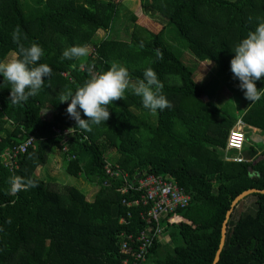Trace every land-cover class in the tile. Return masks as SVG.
I'll list each match as a JSON object with an SVG mask.
<instances>
[{
  "label": "trees",
  "instance_id": "trees-1",
  "mask_svg": "<svg viewBox=\"0 0 264 264\" xmlns=\"http://www.w3.org/2000/svg\"><path fill=\"white\" fill-rule=\"evenodd\" d=\"M142 2L145 11L157 12L163 24L158 32L128 12L122 0H0V60L6 62L13 53L20 59V46L35 42L44 50L37 63L52 69L38 94L20 104L11 103V84L0 76V264H123L127 259L134 264L138 237L156 225L142 218L148 207L124 204L138 193L122 194L125 179L110 175L108 168L127 173L130 181L162 176L191 198L188 206L162 220L168 232L174 229V248L156 240L144 264H213L234 200L245 191L264 190V151L259 156L248 152L249 163L223 159L220 149L238 118L211 101L224 87L209 95L186 57L213 62L218 75L233 76L232 51L264 21V0ZM125 12L131 30L123 39L119 25ZM100 30L107 37L99 40ZM74 45L91 51L81 58H62ZM113 63L125 66L133 82L153 68L171 107L153 114L126 90L109 105L107 122L88 132L76 128L66 113L70 102L59 103V94L66 88L75 91ZM256 86L264 88V77ZM249 106L244 122L264 132V96ZM82 118L88 119L83 113ZM69 127L75 134L63 144L55 128ZM30 137L35 145L12 168L4 159L6 151ZM64 145L67 154L61 152ZM57 150L69 175L98 187L92 201L76 187L60 193L51 179L36 176ZM14 176L30 178L36 187L10 194ZM254 196L255 213L236 222L232 215L218 264H264V194ZM125 243L131 249L127 254Z\"/></svg>",
  "mask_w": 264,
  "mask_h": 264
},
{
  "label": "clouds",
  "instance_id": "clouds-1",
  "mask_svg": "<svg viewBox=\"0 0 264 264\" xmlns=\"http://www.w3.org/2000/svg\"><path fill=\"white\" fill-rule=\"evenodd\" d=\"M20 29L13 32V40L18 39ZM230 61L233 78L239 81V89L247 100L257 102L264 96V88L259 89L256 82L264 77V21L259 22L253 31L236 45ZM20 59L0 60V76L11 84L10 101L13 104L27 102L30 97L38 94L44 84V77L52 73L46 63H37L44 55L43 48L33 42L29 47L19 48ZM88 55L87 45H74L65 49L62 58L74 59ZM156 56L163 58V53L156 49ZM71 67L75 68L73 64ZM164 85L158 79L153 68L143 72V78L133 82L129 70L113 63L111 67L92 76L82 86L73 91L66 88L59 94V103L70 102L66 113L76 122V128L88 132L92 125L107 122L110 118L109 105L124 96L126 90L140 97L144 109L155 114L158 110L170 108L171 103L163 94ZM82 113L88 119L82 118ZM36 187L32 179L14 176L10 180V194Z\"/></svg>",
  "mask_w": 264,
  "mask_h": 264
},
{
  "label": "built area",
  "instance_id": "built-area-1",
  "mask_svg": "<svg viewBox=\"0 0 264 264\" xmlns=\"http://www.w3.org/2000/svg\"><path fill=\"white\" fill-rule=\"evenodd\" d=\"M71 122L73 123L75 120L71 118ZM55 131L62 137L64 141L63 144L75 134V129L73 127L55 128ZM35 142V138L30 137L25 143L7 150L4 158L7 164L14 168L12 165L17 164L18 156L26 153L29 147L35 145ZM246 142V134L241 128L232 129L228 136L227 149L229 151L242 152ZM61 152L64 154L68 153L67 145L63 146ZM234 160L236 162L244 161L241 157H235ZM107 173L125 179L126 186L121 190L122 194H138L135 201L126 202L125 200L124 204L127 206L143 205L144 207H148L147 213H142V218L146 220L148 224L156 225V227H152V229L148 231L141 232L138 237L140 246L134 258V264H144L147 261V255L154 246L155 241L159 240L165 234L162 220L168 215L173 214L179 207L183 208L188 206L191 198L176 184L162 176L148 175L130 181V177L127 173L121 171L113 172L110 168L107 169ZM124 221V219L121 220V222ZM130 251L129 245L125 243L123 245V252L127 254ZM129 262L130 261L127 259L123 264H129Z\"/></svg>",
  "mask_w": 264,
  "mask_h": 264
},
{
  "label": "rangeland",
  "instance_id": "rangeland-1",
  "mask_svg": "<svg viewBox=\"0 0 264 264\" xmlns=\"http://www.w3.org/2000/svg\"><path fill=\"white\" fill-rule=\"evenodd\" d=\"M122 2L127 3V5L130 3V7L132 9L131 12L137 13L136 15L142 20V23L151 28L153 31L158 32L161 29L163 24L160 22V19L157 18V12L155 13V11L152 9H150V11H143L141 9L140 0H122ZM128 20L129 14L125 12V14L121 18V24L119 25V30L121 29L122 33L120 35L123 39L125 38V31L130 28V22ZM99 32H101V30L98 31V33ZM103 32L102 38H100V36L98 35L99 40L103 39L104 37H107V34ZM88 50L91 51V48L88 47ZM186 57L190 64H193L197 67L195 79L198 83L202 84V86L206 88L207 93L209 95H212L211 92L215 88L220 89L222 86L224 87L219 93V99L217 101L218 107H220V109H222L223 111L225 110L229 113L232 112L237 117H240V115L243 114V112L249 106L250 101L245 98L243 91L239 89V82L233 81V76L231 75H217L218 72L213 70V64L196 62V60L190 54H187ZM17 58V55L13 54L12 56H8L7 61ZM214 115L212 116V118L214 117ZM249 134L250 133L248 132V135ZM114 157L115 160L119 159V154L116 153ZM50 159H52L51 163L49 160V163L45 167H42L43 169L42 171L40 170L41 172L38 171L39 168L37 169L36 176L38 178L43 179L45 181H49L51 179L52 187L55 190H58L60 193H65V189L67 190V188L76 187L79 190L84 191L87 200H93L94 195L98 191V187L92 186L83 178L76 179L75 177L69 175L66 171L67 163L65 162L62 154L58 150L50 155ZM256 209L257 197L254 195H250L244 200H242L237 207H235L233 213L234 216L232 220L236 222L243 214L255 213ZM153 260L154 258H151V261Z\"/></svg>",
  "mask_w": 264,
  "mask_h": 264
},
{
  "label": "crops",
  "instance_id": "crops-1",
  "mask_svg": "<svg viewBox=\"0 0 264 264\" xmlns=\"http://www.w3.org/2000/svg\"><path fill=\"white\" fill-rule=\"evenodd\" d=\"M140 2H141V9L144 11L145 9H144V7H143V2H142V0H140ZM123 5L126 7V9L128 10V12H130V13H132V14H134L135 16H137L136 14L137 13H134V12H131L132 11V9H131V7H130V3L127 5V3H124L123 2ZM138 17V16H137ZM102 30H101V32H99L97 35H99L100 36V38L103 36V34H102ZM102 35H101V34ZM104 33V32H103ZM14 54V53H13ZM13 54H11V56L13 55ZM16 55V54H15ZM200 63V62H199ZM201 63H207V64H213V70H215V68H216V66H215V64L213 63V62H201ZM215 66V67H214ZM196 74V73H195ZM217 75H218V73H217ZM194 78H195V76H194ZM196 80V79H195ZM233 81H235V82H239L238 80H236V79H232ZM238 85V84H237ZM219 93L220 92H218L214 97H212L211 98V101L218 107V105H217V101H218V99H219ZM205 101L206 102H209L210 101V99H209V97H205ZM250 106H248L247 108H249ZM218 108H220V107H218ZM247 110V109H246ZM246 110L243 112V114H241L240 115V117H237L236 115V117L238 118L237 119V121H236V123H235V125L233 126L234 128L233 129H235V128H243L242 130L245 132V134H246V137H247V142H246V144H245V147H244V149H243V151L242 152H237V151H229L228 149H227V145H226V147L225 148H223V149H220L221 150V152L223 153V159L226 161V162H236L234 159H235V157H241V158H243L244 159V161L243 162H236V163H249V162H251L252 161V159H250L249 157H248V155H249V153L250 152H252V150H255L256 151V153H257V155L259 156V155H261L262 154V152L264 151V132L260 129V128H256V127H253V126H249V125H247L245 122H244V120H243V115L245 114V112H246ZM254 128V129H253ZM232 130V129H231ZM248 132L250 133L249 135H248ZM228 140V139H227ZM55 151H53L52 152V154L54 153ZM249 152V153H248ZM49 158H50V156H49ZM51 160L52 159H50V163H51ZM42 167L41 168H39V170L38 171H42ZM40 171V172H41ZM169 227V225H164V229H165V234H164V236H162L159 240H158V242L159 243H162V244H164V245H170L172 248H174V244L172 243V237H171V233H173L174 231V229L172 228V229H170L169 228V232H168V230H167V228Z\"/></svg>",
  "mask_w": 264,
  "mask_h": 264
},
{
  "label": "water",
  "instance_id": "water-1",
  "mask_svg": "<svg viewBox=\"0 0 264 264\" xmlns=\"http://www.w3.org/2000/svg\"><path fill=\"white\" fill-rule=\"evenodd\" d=\"M137 178H140V176H138ZM255 194H264V190L251 189V190L245 191L242 194H240L232 203V208L227 213L226 220L224 221V224H223L221 243H220V247H219V250L217 251L216 258L213 264H218V262L220 261L221 253L226 243V238H227V233H228V224L232 218L235 207H237L239 203L245 198H247L248 196L255 195Z\"/></svg>",
  "mask_w": 264,
  "mask_h": 264
},
{
  "label": "bare ground",
  "instance_id": "bare-ground-1",
  "mask_svg": "<svg viewBox=\"0 0 264 264\" xmlns=\"http://www.w3.org/2000/svg\"><path fill=\"white\" fill-rule=\"evenodd\" d=\"M243 129V128H242ZM254 129V128H253Z\"/></svg>",
  "mask_w": 264,
  "mask_h": 264
}]
</instances>
